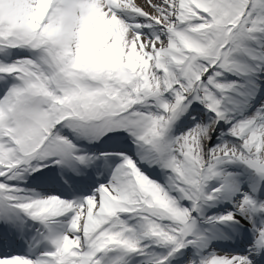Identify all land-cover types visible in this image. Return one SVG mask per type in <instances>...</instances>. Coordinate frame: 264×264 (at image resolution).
<instances>
[{"label":"snow or ice","instance_id":"obj_1","mask_svg":"<svg viewBox=\"0 0 264 264\" xmlns=\"http://www.w3.org/2000/svg\"><path fill=\"white\" fill-rule=\"evenodd\" d=\"M0 264H264V0H0Z\"/></svg>","mask_w":264,"mask_h":264},{"label":"bare ground","instance_id":"obj_2","mask_svg":"<svg viewBox=\"0 0 264 264\" xmlns=\"http://www.w3.org/2000/svg\"><path fill=\"white\" fill-rule=\"evenodd\" d=\"M141 2H142V0H141ZM45 171H47V170H45ZM49 175H52V173H49ZM32 183L35 184V185H37V186H39L40 188H48V189H51L53 187H56V186H54L52 184L45 183V182H43L40 179L34 180V181H32ZM233 247H242V245H234Z\"/></svg>","mask_w":264,"mask_h":264}]
</instances>
